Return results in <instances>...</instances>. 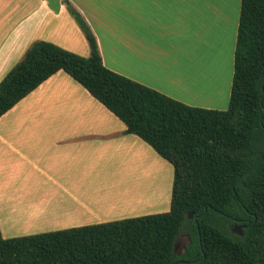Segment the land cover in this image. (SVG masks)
I'll list each match as a JSON object with an SVG mask.
<instances>
[{"label":"crops","instance_id":"obj_1","mask_svg":"<svg viewBox=\"0 0 264 264\" xmlns=\"http://www.w3.org/2000/svg\"><path fill=\"white\" fill-rule=\"evenodd\" d=\"M69 5L109 70L191 107L229 108L241 0H0V83L39 41L90 56ZM126 130L63 71L2 116L3 237L2 222L57 231L161 214L148 212L174 168Z\"/></svg>","mask_w":264,"mask_h":264},{"label":"trees","instance_id":"obj_2","mask_svg":"<svg viewBox=\"0 0 264 264\" xmlns=\"http://www.w3.org/2000/svg\"><path fill=\"white\" fill-rule=\"evenodd\" d=\"M68 9L90 56L34 43L0 83V118L65 72L126 125L125 134L173 166L171 208L12 239L0 228V264H264V0H241L225 111L185 105L109 70L84 18ZM230 224L245 225L243 236ZM182 235L190 244L179 256Z\"/></svg>","mask_w":264,"mask_h":264},{"label":"rangeland","instance_id":"obj_3","mask_svg":"<svg viewBox=\"0 0 264 264\" xmlns=\"http://www.w3.org/2000/svg\"><path fill=\"white\" fill-rule=\"evenodd\" d=\"M80 55V54H79ZM231 68H234V61L233 63H230V71H233ZM170 166V165H169ZM173 181V180H172ZM171 183V181H170ZM151 187H149L148 191L151 192V190L153 189L152 185H150ZM154 191V193H153ZM151 195L149 196L148 194L144 195L145 198L146 196L148 195V198H152L151 196H153L154 198V194H156V191L153 190ZM163 189H162V194H163ZM148 192V193H149ZM134 193V191H133ZM171 194H172V189H171V186L169 188L166 189V191L164 192V194L161 196L160 198V204L157 203L158 205L156 206V210H152L150 209L148 213H151L153 211H163L162 213H167L170 211V208H171ZM151 215V214H149ZM1 217V215H0ZM2 231L4 232V237L6 239H12V238H18V237H25V236H30V235H35V234H42L44 232H48V231H55V230H52V229H23V228H20V227H15L14 225L12 226V228H9L7 226H5V224L2 222ZM15 227V228H13ZM233 228V224L231 225H228L227 226V229L228 230H232ZM58 231V230H57ZM189 238L187 235H182L179 237L178 239V243H177V249H176V253H180L181 255L185 252L186 250V247L190 244V238Z\"/></svg>","mask_w":264,"mask_h":264},{"label":"water","instance_id":"obj_4","mask_svg":"<svg viewBox=\"0 0 264 264\" xmlns=\"http://www.w3.org/2000/svg\"><path fill=\"white\" fill-rule=\"evenodd\" d=\"M192 218H193V215H192V214H189V219H192ZM195 222L197 223L196 220H195ZM245 227H246V226L243 225V226L238 227V229H239L240 231H242ZM233 233H235V232H233ZM236 234H237V233H236ZM238 235H239V236H243V233H242V232H239ZM176 249H177V244H176L175 247H174V251H175V252H176Z\"/></svg>","mask_w":264,"mask_h":264},{"label":"flooded vegetation","instance_id":"obj_5","mask_svg":"<svg viewBox=\"0 0 264 264\" xmlns=\"http://www.w3.org/2000/svg\"><path fill=\"white\" fill-rule=\"evenodd\" d=\"M240 226H243V225H233V228H232V232H235V233H239V232H242V231H240L239 229H238V227H240ZM187 239H189V238H187ZM177 243H178V241H177ZM179 256L181 255L180 253H177Z\"/></svg>","mask_w":264,"mask_h":264},{"label":"bare ground","instance_id":"obj_6","mask_svg":"<svg viewBox=\"0 0 264 264\" xmlns=\"http://www.w3.org/2000/svg\"><path fill=\"white\" fill-rule=\"evenodd\" d=\"M201 40H202V39H201ZM149 183H150V185H151V182H150V181H149ZM141 191H142V190H141ZM146 191H147V190L145 189L144 192L147 193ZM131 193H132V192H131ZM153 193H154V191H153ZM149 194H150V193H149ZM149 194H148V195H149ZM150 195H151V194H150ZM150 195H149V196H150ZM131 196H133V195H131ZM99 197H100V196H99ZM123 197H124V196H123ZM152 197H153V196H152ZM154 197H155V194H154ZM155 198H156V197H155ZM155 198H154V199H155ZM121 199H122V198H121ZM150 199H151V198H150ZM91 200H92V199H91ZM93 203H94V202H93ZM110 203H111V202H110ZM125 203H126V201H125ZM125 203H124V204H125ZM106 204H108V203H106ZM113 204H114V203H113ZM91 205H92V204H91ZM108 205H109V204H108ZM88 207H89V206H88ZM94 207H95V206H94ZM96 207H98V206H96ZM100 208H101V207H100ZM39 209H40V208H39ZM143 209H144V208H143ZM115 210H116V209H115ZM32 211H33V210H32ZM34 213H35V212H34ZM34 213H33V214H34ZM6 214H7V213H6ZM44 215H45V214H44ZM14 216H15V214H14ZM30 216H31V215H30ZM38 216H40V215H38ZM14 218H15V217H14ZM40 218H42V217H40ZM11 220H12V219H11ZM37 220H38V219H37Z\"/></svg>","mask_w":264,"mask_h":264}]
</instances>
